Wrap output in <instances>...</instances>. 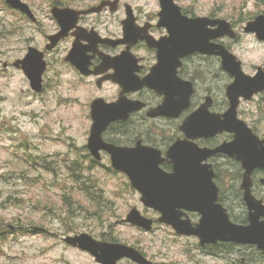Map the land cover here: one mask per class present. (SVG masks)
<instances>
[{
  "label": "rangeland",
  "instance_id": "374dc122",
  "mask_svg": "<svg viewBox=\"0 0 264 264\" xmlns=\"http://www.w3.org/2000/svg\"><path fill=\"white\" fill-rule=\"evenodd\" d=\"M24 1L37 11V24L0 0V60L10 63L8 69L0 66V264H101L64 239L81 233L136 247L154 264H264V252L257 246L226 243L203 250L197 237L180 235L170 225L156 222L152 231H146L125 221L134 207L155 220L160 213L144 205L141 193L127 175L113 168L107 152L99 161L88 149L91 102L98 96L112 101L118 88L110 82L98 88L96 78L75 71L65 61L66 42L46 57L40 93L32 90L21 69L12 66L30 46L44 50L47 35L57 28L51 14L54 4L87 7L100 0ZM132 1L157 4V0ZM178 1L197 15L217 12L236 24L239 37L223 41L230 44L246 72L264 63V41L243 31L248 21L264 14V0ZM107 20L109 24L101 28L104 33L117 27L111 18ZM222 77L221 85L226 82ZM259 99L242 104V118L264 133V123L258 122L264 119V102ZM137 124L122 128L115 123L104 137L129 145L137 137ZM173 126L159 121L151 127L167 137ZM228 169L227 165L221 169L224 195L233 192ZM234 198L225 197L224 202L241 220L243 208ZM80 205L94 209L87 211ZM191 219L198 221L196 216ZM118 264L138 263L124 258Z\"/></svg>",
  "mask_w": 264,
  "mask_h": 264
},
{
  "label": "water",
  "instance_id": "95a60500",
  "mask_svg": "<svg viewBox=\"0 0 264 264\" xmlns=\"http://www.w3.org/2000/svg\"><path fill=\"white\" fill-rule=\"evenodd\" d=\"M7 5L26 14L31 20L37 21V17L31 6L23 0H5ZM119 0H104L87 10L76 11L69 8L54 6L51 10L54 18L60 22L61 30L49 37L50 41L45 50L30 46L27 54L14 61L13 65L21 69L30 81L34 92H42L44 84V73L47 70L45 54L47 50L54 49L58 42L68 35L69 31L76 26L80 14L101 12L110 6L116 10ZM162 6V25L167 26V15L173 10L180 13V6L175 0H160ZM175 8V9H174ZM218 28H208L206 18H190L180 26L169 29L170 35L162 38L159 42L153 40L151 44L165 46L167 51L163 54L166 61L171 56L180 59L183 56L195 52L205 54H219L223 59V67L236 77L235 82L228 86V95L231 98V109L226 114V120L216 125L213 122L202 124L205 110L194 112L182 125V130L187 138L179 139L167 152V157L162 156L161 150L145 146L138 142L136 146H122L109 142L104 138L105 132L110 125L117 121L128 120L132 113L143 108L144 104L137 100L129 99L125 94L136 90V87L127 88L126 82H134V75L117 74L115 82L123 86L120 98L114 102H108L104 98H96L91 103V118L93 124L88 140V149L97 160H102V152L109 153L111 163L115 170L125 173L134 188L141 193V200L145 206L153 208L161 213L158 221L171 225L178 234L197 236L200 244H215L218 242H234L237 244L256 245L264 251V221L260 216L264 215V204L251 193V173L256 167H264V151L256 146L251 149L250 143L255 141L245 130V125L236 122L237 106L239 97L244 95L249 99L258 91L264 89V70L255 76L247 75L241 65V61L224 44H215L211 39L229 36L233 39L238 34L232 24L226 19L217 20ZM83 32L85 29H78ZM133 29L126 27V35H131ZM244 31L255 33L257 38L264 41V15L257 16L247 23ZM77 32V40L70 50L66 61L71 62L84 75L99 74L102 71L92 70V57L86 55L88 50L95 51L98 42L113 41L103 38L95 30L92 32L98 37L95 41L88 36ZM90 40V48L83 49L80 39ZM127 39H120L115 44L124 43ZM128 55V54H127ZM124 54V57L126 56ZM122 56L114 58V68L118 69L116 62ZM263 69V68H262ZM121 77L122 79H120ZM157 80L160 84H157ZM99 82V85H101ZM155 87L161 94H166L165 102L158 108L152 109L148 114L151 117L173 116L177 117L183 110V106H170L171 94H180L178 84L169 83L168 76H156L151 74L143 82ZM190 90L185 92V106L190 105L193 93L192 83ZM182 93V92H181ZM183 95V93H182ZM204 111V112H203ZM236 132L234 141L223 143L216 149L209 150L200 147L193 139L200 138L205 134L215 132ZM190 139H192L190 141ZM248 144V145H247ZM254 145V144H251ZM215 152H223L242 162L246 169L242 184L245 191V201L249 207V223L240 224L231 220L227 208L219 202V188L215 182V172L203 161ZM170 158L174 170L167 172L161 167L164 160ZM197 212L201 215L200 220L194 223L187 212ZM125 221L146 230H152L155 220L142 213L134 207ZM66 243L79 247L93 254L101 264H117L122 258H130L138 264H154L137 248L123 243H114L98 240L88 233L68 235L64 238Z\"/></svg>",
  "mask_w": 264,
  "mask_h": 264
},
{
  "label": "flooded vegetation",
  "instance_id": "af4514ba",
  "mask_svg": "<svg viewBox=\"0 0 264 264\" xmlns=\"http://www.w3.org/2000/svg\"><path fill=\"white\" fill-rule=\"evenodd\" d=\"M102 1L104 0H100L99 3H101ZM175 2L180 6V13H177L175 11L176 9L174 8L175 10H173V12L170 15H167L166 17L168 23L167 26L162 25L163 17L161 13L163 8L161 6L160 0H157L156 5H152L150 3L142 5L136 4L132 0H119L116 10H111V7L107 6L101 12L80 14L77 19L76 26L69 31L67 36L63 37L58 42L57 46L54 49L47 50L45 54V57H47L52 51H55L63 43L66 42L69 44V46L66 47L68 50L66 55L67 57L75 41L77 40V36L75 34L79 32L78 29L80 28H84L85 30L79 33L81 35L88 36L89 39H91L92 41L98 39V37L92 32L93 30L97 31L99 35L103 38L112 39L113 41H100L97 43L95 51L90 49L86 52V55L93 56L91 59L92 64L90 66V69L102 71L99 74L93 73L90 75H84L71 62L66 61V57L65 61L69 63L75 69V71H77L82 77L96 78V86L98 88H102L104 83L110 82L114 84L118 88L117 98L113 99L112 101H109L101 96L96 97L104 98L108 102L117 101L120 98L121 93L123 92V86L119 82H115L114 77H116L117 74L120 73L122 75L128 74L130 77L133 74L135 79L134 82H126L127 85L125 86L127 88L136 87V90H132L126 93L125 95L129 99L142 102L144 106L142 109L132 113L131 117L128 120L115 122L119 125L125 124V127L122 128H126L128 125H131L134 122H138L137 137L134 138V141L131 142L129 145L125 144L122 146H136L138 142H141V144L145 146H150L161 150L162 156L164 158L167 157L168 150L179 139L187 138V134L182 130L181 127L183 124H185V121H187L194 112L198 110H205V117L202 119V124L213 122L218 126L221 124V122L226 120V114L229 112L232 105L231 98L228 95L227 89L228 86L236 80V77L223 67V59L222 56L219 54H205L195 52L183 56L180 59L175 58V56L173 55L168 58V61H166L162 57L164 56L163 54L167 51V48L160 44H158V46H155L156 44H151L153 40L159 42L162 38L169 36V29L175 26H180L182 24L184 25L187 22V18L188 20L190 18L198 17L206 18L209 22L208 28L212 30L218 28L219 24L217 23V20L220 19H226L232 24L235 30L237 28L236 24L233 21L221 17L217 12H211L206 15H197L195 14V12H192L189 8L184 7L182 4H180L178 0H175ZM53 6H58L60 8H69L76 11H83L89 9L94 5L87 7H78L74 4L66 2L64 4H54ZM31 8L33 9L37 17V21L33 22L37 24L39 22L37 11L34 10L32 6ZM26 17L30 21H32L28 16ZM107 18H111V20H113V22L117 24V27L115 29H107V31H105L104 33L102 32L101 28L109 24ZM54 20L56 22L57 28L52 34L47 35V41L45 43L44 50L46 49V46L50 41L49 37L58 33L61 30L60 22L56 18H54ZM126 27H130L133 29L132 34L129 36L126 35ZM238 37L239 33L237 38ZM125 38L127 39L126 42L115 44L118 40ZM226 38H230L232 40L237 39H233L229 36H224L220 38L211 39V42L215 44H224L233 54H235L230 44L228 45L223 41ZM79 43L83 49L92 47L90 40L84 38L80 39ZM124 54H128L127 57H124ZM118 56L122 57L120 58V61L116 62L117 64H119L118 69H116L113 66V59ZM237 58L239 59L238 56ZM241 65L244 70V64L242 63V61ZM0 66H3L4 69H8L10 68V63L6 61L3 62L0 60ZM12 66H14L13 63ZM261 70H264V63L261 65H257L251 73H248L245 70L244 72L249 76H255ZM155 72L157 77L162 75L163 73L164 76H168L169 83L176 82L178 84L180 94L175 96V94L172 93L171 99L169 100L170 106L172 107L183 106V110L181 111L179 116H149L148 113L152 109L158 108L160 105H162L166 99V94H161L155 87H150L143 83L144 80H146L151 74H154ZM222 75L226 76V82L221 85L219 84V81L221 80V78L223 80ZM119 78L122 79L121 77ZM100 81H102L101 85H99ZM156 82L157 84H160L159 80H157ZM189 83H192L193 93L190 98V105L185 106V92L187 91V89L188 91L190 90ZM181 92L183 93V95ZM259 97L262 99L261 103H263L264 89L255 92L249 99L245 98L244 95L240 96L239 103L237 106V117L235 119L236 122L239 121L243 123L246 128H242V130H245L249 136H252L254 138L255 141H252L250 143V148L253 149L256 146L257 148H259V150L261 149L264 151V133H261L259 131L257 124L249 123L247 120L243 119V113L241 110V106L244 102H252L257 100ZM261 99H259L258 101H260ZM159 121H164L165 123L174 125L171 129V135L166 137L164 135H159L158 132L155 133L151 126ZM258 122L264 123V119L258 120ZM158 136H161V139H159ZM236 136V132H215L214 134H205L200 138L193 139V141L196 142L202 148L213 150L221 146L223 143L234 141L236 139ZM155 140L160 141V143H155ZM191 140L192 139H190V141ZM161 144L162 147H158ZM223 161H225V163ZM203 163L209 165V168L215 172L214 179L219 188V202H221L227 208L231 220L240 224H248L250 210L244 198L245 191L242 189L244 174L246 171V169L243 167L242 162L239 161L237 158L231 157L223 152H215L213 154H210L209 157L203 161ZM223 165H227V167L230 168L228 170H230L232 174V181L230 182V187L232 188L233 192L230 195H224L223 188L221 186V169L223 168ZM161 167L167 172H172L174 170L173 163L171 162L170 158L168 160H164L161 163ZM251 193L258 200H262L264 204V167H256L252 171ZM225 197H235L234 202H240L243 208V211L241 212V217L243 219L238 220L240 219L239 217L231 214L229 207L224 202ZM234 202L232 201V204H234ZM187 213L189 214L190 218L192 216H196L198 217L197 220H200L201 215L199 213L189 211ZM198 221L193 222L197 223ZM260 221H264V215L260 216ZM228 244L239 245L237 243L231 242H228ZM218 245H220V243L205 246H202L200 244L203 250L206 249L208 246L212 247ZM208 254L211 256H215L214 253L209 251ZM145 256L147 257V255Z\"/></svg>",
  "mask_w": 264,
  "mask_h": 264
},
{
  "label": "trees",
  "instance_id": "16d2710c",
  "mask_svg": "<svg viewBox=\"0 0 264 264\" xmlns=\"http://www.w3.org/2000/svg\"><path fill=\"white\" fill-rule=\"evenodd\" d=\"M116 124H118V123H116ZM120 126H122V127H125V124L124 125H120ZM112 141H114V140H112ZM84 190H88V189H84ZM86 193H91L89 190L86 192ZM89 195V194H88ZM71 205V204H70ZM80 206H82V205H80ZM85 206H82V208L84 209V210H87V211H89V210H93L94 208H91V206H86L85 208H84ZM71 208V206L69 207V209ZM87 208V209H86ZM95 212H97V210L95 211ZM221 244H226V243H221Z\"/></svg>",
  "mask_w": 264,
  "mask_h": 264
}]
</instances>
